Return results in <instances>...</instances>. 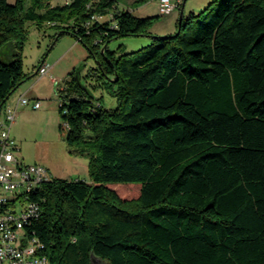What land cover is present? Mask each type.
<instances>
[{
  "label": "trees",
  "instance_id": "obj_1",
  "mask_svg": "<svg viewBox=\"0 0 264 264\" xmlns=\"http://www.w3.org/2000/svg\"><path fill=\"white\" fill-rule=\"evenodd\" d=\"M54 2L0 0V115L30 77V23L54 29L47 51L70 34L94 62L57 92L90 178L52 177L34 196L42 213L28 230L50 264H264V0H211L120 53L110 42L146 35L154 17L118 0Z\"/></svg>",
  "mask_w": 264,
  "mask_h": 264
},
{
  "label": "rangeland",
  "instance_id": "obj_2",
  "mask_svg": "<svg viewBox=\"0 0 264 264\" xmlns=\"http://www.w3.org/2000/svg\"><path fill=\"white\" fill-rule=\"evenodd\" d=\"M13 1V0H11ZM55 1V0H54ZM159 0H118L121 5L131 8L133 13L141 18L154 17L149 31L146 35L126 36L114 39L110 42V49L120 53L130 52L147 45L151 41L150 35H171L178 29V20L180 16H188L191 12H197L204 8L211 0H173L181 5L177 6L173 12L169 14H161L159 9ZM55 4H63L64 0H57ZM30 34L26 44L23 59L24 69L37 59L36 48L38 41L42 37L40 30L32 23L29 24ZM39 33V34H38ZM40 37V38H38ZM90 59V58H89ZM93 60L88 61L89 68L93 64ZM31 67V66H30ZM97 99H100L105 108H112L116 105V97L105 90H97L95 93ZM10 105L7 100L2 113ZM14 106V105H13ZM60 101L55 102L52 111L42 115L37 111H33L32 107H27V113L24 116L23 125L12 124L11 134L16 138L19 144L17 155L26 163H38L46 166L53 177L64 179H88L89 159L86 156L75 155L69 151L65 140L64 132H61L60 125L64 123L63 117L59 111ZM114 188V185L111 184ZM122 185H140L137 183H129ZM120 190H127V186L121 187ZM129 198L138 197L139 187L129 188ZM94 264H106L101 258H94Z\"/></svg>",
  "mask_w": 264,
  "mask_h": 264
},
{
  "label": "built area",
  "instance_id": "obj_3",
  "mask_svg": "<svg viewBox=\"0 0 264 264\" xmlns=\"http://www.w3.org/2000/svg\"><path fill=\"white\" fill-rule=\"evenodd\" d=\"M158 3L161 14H169L179 5L173 0ZM49 67L42 64L38 73L46 74ZM29 101L24 96L18 99L22 104ZM17 106L9 105L0 115V264H50L44 243L28 227L42 213V197L34 196L53 176L46 166L26 163L17 155L19 144L11 134ZM40 106V100L34 102L35 108Z\"/></svg>",
  "mask_w": 264,
  "mask_h": 264
},
{
  "label": "crops",
  "instance_id": "obj_4",
  "mask_svg": "<svg viewBox=\"0 0 264 264\" xmlns=\"http://www.w3.org/2000/svg\"><path fill=\"white\" fill-rule=\"evenodd\" d=\"M57 1V0H55ZM121 9H128L118 2ZM110 16H104L107 20ZM42 39L38 41L39 45L36 48L37 59L25 71L30 77L10 96L9 102L11 106H17V114L15 122L17 125H23V118L27 113V107H32L33 111H37L42 115L53 110L55 102H59L58 89L64 86L65 80L68 78L70 72L86 62L88 65L89 51L88 49L74 36L64 34L60 36L50 50L47 47L50 44L54 29L47 26L40 30ZM39 34V33H38ZM49 64V71L41 75L38 73L39 67L42 64ZM87 67L83 68L84 73ZM20 96L27 97L29 103L22 104L18 102ZM41 101L39 108L34 107V102ZM14 122V124H15ZM12 128V127H11ZM12 132V129H11Z\"/></svg>",
  "mask_w": 264,
  "mask_h": 264
},
{
  "label": "water",
  "instance_id": "obj_5",
  "mask_svg": "<svg viewBox=\"0 0 264 264\" xmlns=\"http://www.w3.org/2000/svg\"><path fill=\"white\" fill-rule=\"evenodd\" d=\"M184 4H185V0H184V3H183V6H184ZM182 17H183V15L180 16V20L182 19Z\"/></svg>",
  "mask_w": 264,
  "mask_h": 264
}]
</instances>
